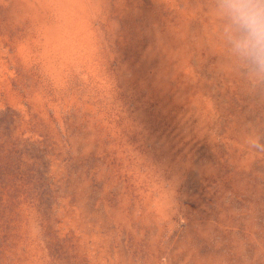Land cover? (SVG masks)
I'll list each match as a JSON object with an SVG mask.
<instances>
[{
  "label": "rangeland",
  "instance_id": "obj_1",
  "mask_svg": "<svg viewBox=\"0 0 264 264\" xmlns=\"http://www.w3.org/2000/svg\"><path fill=\"white\" fill-rule=\"evenodd\" d=\"M217 0H0V264H264V81Z\"/></svg>",
  "mask_w": 264,
  "mask_h": 264
},
{
  "label": "clouds",
  "instance_id": "obj_2",
  "mask_svg": "<svg viewBox=\"0 0 264 264\" xmlns=\"http://www.w3.org/2000/svg\"><path fill=\"white\" fill-rule=\"evenodd\" d=\"M217 11L226 22L233 54L255 80L264 81V0H217ZM247 143L264 151L260 137H250Z\"/></svg>",
  "mask_w": 264,
  "mask_h": 264
}]
</instances>
